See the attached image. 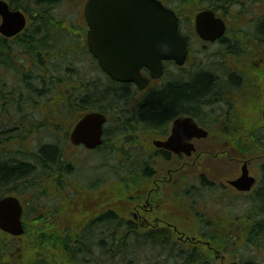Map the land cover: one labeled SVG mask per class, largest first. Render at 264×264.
Masks as SVG:
<instances>
[{
  "label": "flooded vegetation",
  "instance_id": "flooded-vegetation-1",
  "mask_svg": "<svg viewBox=\"0 0 264 264\" xmlns=\"http://www.w3.org/2000/svg\"><path fill=\"white\" fill-rule=\"evenodd\" d=\"M6 1L11 11L23 12L26 21L19 32L9 36L2 32L3 17L0 15V81L7 89L0 98V120L9 118L6 106L13 101L18 105L19 114L21 111L38 110L40 119L38 123L30 119L21 121L17 128L13 125L1 127L0 137L12 140L15 149L17 145L24 149L31 140L29 135L34 133L38 124L57 128V136L62 137L56 138L61 146H56V157L49 162L47 170H43L46 163L42 165L36 161V156H39L36 151L46 146L37 149L31 146L28 150L27 145L24 150L16 151L10 145L0 146V167L21 168L19 175L0 182V200L10 196L20 200L24 228L29 229L30 225L31 229H56L54 227L61 225L64 218L63 210H67V204L69 206V202L65 204V195L71 197L75 186L81 185L83 188L80 182L68 177H71L73 167L76 168L77 159L68 154L66 143L70 142L71 133L83 114L80 113L77 121L75 119L66 125L67 110L71 113V108H76L73 100L66 98L65 75L68 70H78L73 68L75 61L71 60L68 64L67 57L88 56L93 60V69L101 73L108 86L111 85L116 91L111 98L120 106L117 109H108L107 105H104L107 108H98L107 115L100 146L93 150L81 145L77 147L91 154L105 149L106 154L112 156L111 161L103 165L106 169L123 170V180L127 178L126 170H139L141 178L136 193L120 201L116 215L115 204L109 201L113 196L110 187H104L113 177L99 179L101 183L104 182L102 191L108 196L102 206L80 203L89 214H93L85 229H116L114 219L119 217L124 219L121 229L153 230L155 236L160 238L155 249L157 252L149 255L150 264H169L167 257L179 251H185L193 259L202 258L203 264H264L260 255L264 252L263 248L244 243L251 246V250L261 249L256 256L249 253L244 256L234 251L236 243L217 244L211 240L212 235L198 230L211 229L218 235L223 233L221 229H242L249 236L254 232V227L248 229L233 225L250 206L264 201V131L259 128V121L264 119V32H257V27L237 16L239 12L234 13L231 7L220 3L214 11L225 22V34L214 41L204 40L196 29V16L203 11L197 3L194 16L177 13L180 32L188 39L186 63L179 66L174 61L165 62L164 76L159 79L152 78L148 68H142L143 77L149 81L148 86L141 89L136 83L111 79L101 68L98 58L91 53L88 44L90 28L85 16L88 0H54L57 4L51 6L50 10L47 8L49 17L38 10L30 14L14 1ZM64 3L71 4L74 18L62 14ZM48 5L51 4L47 1ZM109 45L111 48L115 46L112 43ZM210 51L213 55L207 54ZM203 52L206 63L196 65L195 56ZM218 58L223 61L216 65ZM171 66L175 70L173 73L169 71ZM195 68L199 70L192 71ZM202 73L212 75L214 86L195 105H186L177 110L161 125L147 123L139 115L141 107L152 101L153 95L161 91L164 83L187 84ZM167 77L174 83L168 81L170 78ZM154 86L157 90L149 96ZM214 102L217 105H212ZM259 106L263 108L261 118L258 117ZM210 107L214 112L212 114L206 113ZM185 118L193 119L200 130ZM179 120L182 121L176 131L179 136H176L174 128ZM113 135L117 137L113 141L116 147H109ZM172 137L176 139L170 149L161 145ZM5 155H8L7 158ZM66 163L70 167L63 170ZM40 178L45 181L40 182ZM35 179L38 181L35 182ZM98 182L96 184L99 185ZM35 184L43 186V194H48V199L52 198L54 203H36ZM3 186L7 187L2 196ZM209 187L220 190V204L224 210L233 200L242 203L241 209L234 214H231L234 212L232 210L225 212L223 209H219L217 214L213 213L198 195L201 189ZM18 189H21V193ZM80 199L82 197L78 195L76 201ZM27 209L32 211L30 220L26 216ZM80 210L82 208H77V211ZM109 213L112 215L109 216ZM227 219L230 222L224 225ZM230 234L240 236L239 232L232 230ZM6 237L12 243L18 240L7 234ZM160 244L164 245L166 253L171 251L166 258L159 252L162 249Z\"/></svg>",
  "mask_w": 264,
  "mask_h": 264
},
{
  "label": "trees",
  "instance_id": "trees-1",
  "mask_svg": "<svg viewBox=\"0 0 264 264\" xmlns=\"http://www.w3.org/2000/svg\"><path fill=\"white\" fill-rule=\"evenodd\" d=\"M14 1L20 7L26 9V11L28 10L30 14H32L33 10H38L41 13L45 12V15L48 17L49 13H47V11L50 10L49 8L57 4L54 0ZM47 1L51 4L50 6H47ZM163 1L167 3L165 0ZM199 1L201 2L200 4L203 3V0ZM217 1V4H220L224 0ZM257 1L262 2V0ZM174 8L176 9V7ZM257 32H264V20L259 24V27H257ZM67 58L72 59V57ZM170 82L174 83L171 80ZM213 82L212 75L202 73L187 84H167L163 86L161 91L153 95L154 98L152 101L145 103L144 106L141 107L139 115L147 123L161 125L177 110L186 105H195L194 103H197L198 100L206 97L214 86ZM93 109L95 108L93 107ZM262 111L263 108L259 106V116L258 114L257 116L260 118V112ZM262 121H264V119L261 118L259 121V128L264 131V122ZM37 152L39 156H36V161L38 160L42 165L46 163L43 170H47L49 162L56 157V149L44 147L43 149L40 148V150H37L36 153ZM69 167L70 165L66 163L63 170ZM63 170H60V172ZM20 172V167L8 168L6 166H1L0 182H4L6 179L19 175ZM49 173L51 172L49 171ZM126 177L128 178H126V180L122 179L124 177H118L117 180L113 177L112 179L114 181L110 180L105 184L104 182L101 183L104 184L105 188L108 186L110 187V192L113 196L110 197L109 201L115 204V215L117 211H119L118 204L120 201L136 193L138 189L137 183L140 182L141 175L139 174V170H126ZM204 186L208 185L204 184ZM36 189L39 192L36 191ZM40 189L41 185L35 184L34 194L35 192L40 194L39 196L38 193H36V203L45 202V200L48 199V194L42 195ZM18 191L21 193V189H18ZM74 193H76L77 196L80 195L82 199L76 201L77 196L71 198L65 195V204H67V201L69 202V206L67 204V210H63L64 218L61 225L58 224L54 227L56 229H53V227L49 229H31V226L28 225L29 229H26V233L18 238L15 243H12L13 241L6 237L5 233L0 231L2 235L0 236V264H139V261H142L146 252L149 255L150 253L157 252L155 249L158 247L160 237H156L153 230L121 229L124 224V219L119 217H115L114 219L116 229H85V224L88 223L93 214H89L86 207H81L80 203H95L102 206L106 203L105 199L108 195L105 191H102V188L98 187L96 183L83 188H81V185L75 186ZM3 195L5 194L2 192V196ZM63 200L64 199H62V201ZM250 207L243 217H240L238 221L234 222L233 226H246L248 229L254 227L252 229L254 230L252 235L249 236L246 232L242 231V229H221L223 233L220 235L214 234V230L205 233L207 235H212L211 240L217 244L222 243L223 245H230L236 243L234 244V251L236 253L244 256L246 254L248 255V253L251 255V246L243 245L244 243L255 244L253 245L254 247L264 246V244H262V242H264V201H258L255 205ZM77 208H82V210L77 211ZM30 212L32 213L30 209H27V218H29ZM59 214L63 216L61 212ZM108 215L111 216L112 214L109 213ZM229 222L230 221L227 219L224 225L229 224ZM48 224L49 223L46 225ZM198 230L203 232L200 229ZM231 230L239 232L240 236H231ZM160 245L162 249H160L159 252L163 255L162 257L166 258L171 251L168 250L166 253L163 248L164 245ZM258 251H261V249H258ZM167 260H169V264H179L180 260H187L186 264H189L193 258L184 251L180 257L174 254L169 255Z\"/></svg>",
  "mask_w": 264,
  "mask_h": 264
},
{
  "label": "water",
  "instance_id": "water-1",
  "mask_svg": "<svg viewBox=\"0 0 264 264\" xmlns=\"http://www.w3.org/2000/svg\"><path fill=\"white\" fill-rule=\"evenodd\" d=\"M86 18L91 27L89 33L90 48L99 59L101 67L120 82H135L145 88L148 79L140 72L143 67L150 69L153 78L164 74V61L174 60L183 65L187 59V38L179 31V19L171 8L160 0H88ZM0 14L4 23L2 31L12 35L23 26L25 17L21 12H12L5 1L0 0ZM213 12H203L197 16L196 27L204 39L218 37L214 29L218 22L213 20ZM110 43L115 46L111 48ZM110 50V51H108ZM196 129L193 119H186ZM106 116L95 112L87 114L75 127L72 141L84 143L89 148L102 143L103 124ZM182 120L175 124L174 135ZM161 144L171 148L174 140ZM173 148V147H172ZM192 149V146H191ZM176 151V150H175ZM245 178V176H244ZM22 206L15 197L0 201V228L14 236L25 233L22 225Z\"/></svg>",
  "mask_w": 264,
  "mask_h": 264
},
{
  "label": "rangeland",
  "instance_id": "rangeland-1",
  "mask_svg": "<svg viewBox=\"0 0 264 264\" xmlns=\"http://www.w3.org/2000/svg\"><path fill=\"white\" fill-rule=\"evenodd\" d=\"M14 1V0H12ZM168 4H173V7H176L179 12H181L186 17H191L193 15L194 7L197 3H201L199 0H165ZM15 2V1H14ZM16 3V2H15ZM204 5H216L218 3L217 0H205ZM222 4H225L227 7H231L232 11L239 12L237 15L240 17L244 22L251 23L254 27H259V24L264 20V0L262 2H259L257 0H224L221 2ZM71 4L70 3H64L61 7V12L63 15L66 14L69 18H74L75 14L70 10ZM245 24V23H244ZM215 50V47L212 51ZM212 51L208 52L207 54L213 55ZM195 64L196 65H204L206 63V57L204 56V52L200 55L195 56ZM71 60L75 61V65L73 66L74 70L77 71H67L66 72V95L67 100H73V103L75 105L76 110L71 108V113L69 110H67L68 120L66 121V125H70V122L74 121L79 118L80 113L85 115L88 112H91L93 107L95 109L103 107V108H118L119 102L112 100L111 94H116V91L114 92L113 87L110 85L108 86L105 77L95 71L92 66L94 64L92 63L93 60L91 57L85 56V57H79V58H67V61L70 62ZM222 58H218V63L216 65H219L220 62H222ZM203 62V63H202ZM198 68V67H197ZM193 69L192 71H198L199 69ZM170 73L174 70V67H169ZM173 73V72H172ZM170 77H167L169 79ZM165 78V80L167 81ZM172 80L171 78L168 80ZM165 85V83H164ZM163 85V86H164ZM157 88L152 89V93L149 94V96H152L154 94V91H156ZM5 92H7V89L4 87V83L0 81V98L1 95L4 96ZM9 99H12V96L8 97ZM85 100V102H84ZM1 102V101H0ZM17 102V101H16ZM18 103V102H17ZM217 105L215 102L212 105ZM104 105H107L105 107ZM8 116L9 118L6 120L1 121L0 120V131H2V128L7 127L8 125H13L14 128H17L19 123L21 121H29L33 120L36 123H38L40 119V111H28V112H22L21 114L18 113L19 108L18 105L13 101L12 104L8 103L6 106ZM16 109V110H15ZM206 113L212 114L214 113L213 110L208 108V111ZM115 114V113H113ZM111 114V115H113ZM6 123V124H5ZM39 125V126H38ZM36 125V129L33 131L34 133L29 135V141L28 144L25 145L24 149L28 145V150L31 146H35L36 149L41 146L46 147H52L56 149V146L59 145L56 140V138L62 139L61 136H57L58 130L55 127H50L48 125H42L38 124ZM2 127V128H1ZM33 138V139H32ZM117 137L112 136V140H109L111 144L109 147H116V143L113 141H116ZM1 143L0 146L2 147L6 145H10L13 148V151L16 150H24L21 149V145H17V149L13 147L14 143L13 141H7L4 138L0 137ZM6 144V145H5ZM66 151L68 154L70 153L71 156L75 157L77 159L76 161V168L73 167L72 169V175H68V177L72 180H75L77 182H80V184L85 186L92 185L94 183H97L99 179H105L107 177H114L116 180L118 177L122 178L124 177V171L121 169L115 168L113 171L106 169L104 166L107 165L108 162L111 161L112 156L107 155V150H101L96 153L91 154L88 152V150L77 147L74 144H71V142L66 143ZM8 156V155H7ZM5 155V157L7 158ZM117 160H115L116 162ZM82 164V165H81ZM104 165V166H103ZM79 173V174H78ZM78 177V178H77ZM217 180V177H215ZM45 179V178H44ZM42 178L39 179L40 182H44L45 180L41 181ZM219 180V179H218ZM35 182L38 181V179L34 180ZM98 184H96L98 187L102 188V184L99 181ZM7 186H3L2 192L5 194V189ZM206 188V187H205ZM201 189V191L198 193L199 199L206 202L208 204V207L211 208L212 212L217 214L219 213V209H223L222 205L220 204V190H218L217 187H210V189ZM72 189V188H71ZM37 190V189H36ZM41 192L43 194V186H41ZM68 191V190H67ZM38 193V192H35ZM69 194H72L69 192ZM77 196L76 193H74L71 198H75ZM198 200V197H196ZM45 202H48L49 204L54 203L51 199H46ZM242 203L239 201H231L228 207L225 209L234 211L231 214H234L237 212L238 209H241ZM226 210H224L226 212ZM232 217V216H230ZM203 232L212 231L211 229H200ZM263 248L264 246L260 247ZM184 251H179L176 255L180 257V255ZM260 251L251 250V255L256 256V253ZM146 254H148L146 252ZM144 255L142 261H139V264H150L151 259L149 254ZM261 259L264 260V252L260 253ZM187 260H180L179 264H186ZM204 261H202V258L199 259H193L189 264H203Z\"/></svg>",
  "mask_w": 264,
  "mask_h": 264
}]
</instances>
